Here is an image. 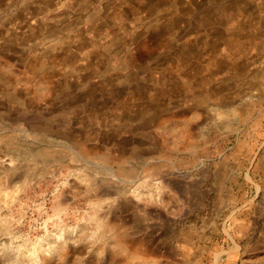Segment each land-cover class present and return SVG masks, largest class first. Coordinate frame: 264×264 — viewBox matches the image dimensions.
<instances>
[{"label":"rangeland","instance_id":"374dc122","mask_svg":"<svg viewBox=\"0 0 264 264\" xmlns=\"http://www.w3.org/2000/svg\"><path fill=\"white\" fill-rule=\"evenodd\" d=\"M222 3L0 0V264H264V0ZM61 80L178 113L90 129Z\"/></svg>","mask_w":264,"mask_h":264},{"label":"crops","instance_id":"0c3cea01","mask_svg":"<svg viewBox=\"0 0 264 264\" xmlns=\"http://www.w3.org/2000/svg\"><path fill=\"white\" fill-rule=\"evenodd\" d=\"M81 1L82 0H80V2ZM221 1L223 2L222 5L224 6L222 10L225 11V6L228 4L229 0H221ZM81 4L82 3H80V5ZM174 20L175 18L172 17L171 22H173ZM11 35L12 34H8L9 36L8 40L12 39V41L17 42L16 35L14 34L12 36ZM225 51L226 52L222 55L224 57L223 59L225 60L226 65L228 64L231 65L230 57L232 55L231 53L232 51L231 49L230 50L225 49ZM216 56L217 55H214L211 58L216 59ZM213 62L214 60H210L208 64L211 65ZM6 76L16 77L17 75L13 72L6 71ZM35 78H39L36 71L35 70L30 71L28 82H32V80L34 82L36 80ZM54 85L55 86L50 87V88L48 87L45 91L43 90L42 92L34 88L33 93L41 97V99H44L45 103L49 105H57L59 107L60 106L63 107V110L65 111L66 114L68 113L76 114L77 111H78L77 114H79V112L83 113L82 115H80V117L78 116L77 118V119H80V121L85 120V122H91V123L97 122V125L91 124L90 126H88V128L90 129L92 128L98 129L99 127H101L98 123L101 121L104 123V126L102 127H104L105 129H108V126H109V129H114V130L118 129L119 131H122V132L126 131L131 134H134V133L136 134V132L139 131L143 134L144 137L146 136L151 137L150 131L152 128H158L159 126L165 124V122H167L168 120L176 119V115L178 113V110H172L168 106L162 104V102L160 101L164 95L163 94L164 90L157 91L156 95H150L148 97L149 101L145 106L142 104L140 105V103L137 100L128 101L127 99H123L124 101H122V103L114 101V100H107V101L100 100V98L97 97V95L93 91L94 89H98V87H96L93 84V85H89L91 87H87V90H79V92L85 93L86 96L88 95L89 102L87 103L85 102L83 104H71L69 101V98H70V89L72 88V85H73L72 82L61 80L60 83H56ZM117 90H119L117 87L112 88V91L114 92H116ZM60 100L62 102L60 105H58L57 102ZM108 103H110V105H108L110 109L104 110L103 108L105 104H108ZM129 103H131V105H129ZM182 145H185V142Z\"/></svg>","mask_w":264,"mask_h":264},{"label":"bare ground","instance_id":"6f19581e","mask_svg":"<svg viewBox=\"0 0 264 264\" xmlns=\"http://www.w3.org/2000/svg\"><path fill=\"white\" fill-rule=\"evenodd\" d=\"M224 12V11H223ZM32 80V79H31ZM33 81V80H32ZM56 91V90H55ZM162 92V91H161ZM46 93V92H45ZM48 95V94H47ZM39 97V96H38ZM51 98V96H50ZM48 99V98H47ZM153 99V98H152ZM61 101V100H60ZM115 103V102H114ZM158 104V103H157ZM141 105V104H140ZM84 106V105H83ZM146 106V105H145ZM128 107V106H127ZM71 108V107H70ZM82 108V107H81ZM116 108V107H115ZM129 108V107H128ZM117 111V110H116ZM83 112V111H82ZM170 112V111H169ZM80 113V112H79ZM69 114V113H68ZM81 114V113H80ZM100 114V113H99ZM140 114V113H139ZM159 114V113H158ZM167 114V113H166ZM130 115V114H129ZM73 117V116H71ZM135 117V116H134ZM70 118V117H69ZM113 118V117H112ZM148 118V117H147ZM170 118V117H169ZM116 119V118H115ZM135 119V118H134ZM98 120V119H97ZM137 120V119H136ZM166 120V119H165ZM117 121V120H116ZM133 121V120H132ZM118 122V121H117ZM115 123V122H114ZM143 123V122H142ZM145 123V122H144ZM137 124V123H136ZM108 126V125H107ZM117 126V125H116ZM115 127V126H114ZM151 127V126H150ZM102 128V127H101ZM108 129H109V126H108ZM107 129V130H108ZM98 130V129H97ZM138 130V129H137ZM90 133V132H89ZM94 133V132H93ZM85 135V134H84ZM114 138V137H113ZM143 138V137H142ZM112 139V138H111Z\"/></svg>","mask_w":264,"mask_h":264}]
</instances>
